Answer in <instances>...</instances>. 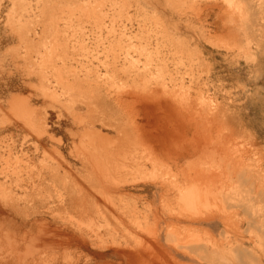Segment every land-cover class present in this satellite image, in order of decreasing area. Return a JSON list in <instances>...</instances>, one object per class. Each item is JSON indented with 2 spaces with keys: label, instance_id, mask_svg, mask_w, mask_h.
Listing matches in <instances>:
<instances>
[{
  "label": "rangeland",
  "instance_id": "obj_1",
  "mask_svg": "<svg viewBox=\"0 0 264 264\" xmlns=\"http://www.w3.org/2000/svg\"><path fill=\"white\" fill-rule=\"evenodd\" d=\"M14 1L0 0V182L4 183V191L7 192V196L10 195L11 198H8L13 201L7 202L8 198L4 200L6 197H3L0 201V226H2L0 227V231H2V233L0 232V249L2 247L0 253L3 252L2 256L0 254V264H44V262H46L45 264H264V228H262L264 227V0H247V2L246 0H231L230 2L225 0H17L13 3ZM247 4L251 5L252 8ZM235 5L237 8H235ZM46 6L49 13L46 12ZM43 7L45 11L42 9ZM238 8L240 9L238 10ZM42 13L46 16L42 15ZM47 13L49 16H47ZM50 17L51 19H49ZM247 35L250 36L248 37ZM24 39L26 42H24ZM37 40L40 41L38 42ZM144 66L148 68L150 66V68L146 67L144 69ZM166 66L168 67L167 69ZM162 70H164V73ZM148 72L151 74L149 75ZM169 78L170 80H168ZM150 91L155 94L153 93L152 95ZM157 91L160 92L158 93ZM165 91L168 96L164 94ZM123 92L125 95L121 97L120 94ZM198 93L201 94L202 98ZM107 95L109 96L106 97ZM198 98L203 100L198 101ZM209 99L212 101L211 103ZM24 106L32 111L30 118H34L32 119L33 122H39L43 126L42 129L46 131L44 134H39L40 131L36 132L35 128L27 123L28 120L24 119ZM14 107H19L22 110L19 111L18 109V112L23 113V117ZM92 117L93 120H97L95 128L103 136L112 138V140L118 136L115 133L117 132L116 128L119 129L120 127L126 131L124 128L126 126L128 129L126 131L127 134L130 132L129 130H134L131 131L136 134L132 133L133 136H131L132 138L134 137V141L135 139L137 141L141 139L140 143L134 142L128 136L137 145L136 147L134 145V152L141 154L140 150L144 146H149L150 144L153 147L157 146L158 148L154 147L155 154L161 156L160 158L164 161L162 162L163 166L157 165L154 169L156 173L152 171V175H149V172L153 170L149 165H147L149 168L146 166V169H144V173L143 169H140V171L135 169L129 159V161L127 160V163L130 162L129 164H126V159H123L126 167L129 165L128 167L134 168H130L131 170L133 169L134 174L128 167L124 168L125 173H123L121 170L124 171V169L120 167V163H123L121 158V162L119 161L118 165L120 168L117 167V169H120L118 170L120 175L111 167L113 178L115 177L112 179L113 182L111 180L112 177L110 178L112 176L110 168L107 167L106 171L104 170L105 173H110V176H108L109 174L106 175L110 179L103 175L108 180L107 184L106 180H103V176L99 174V171L97 172L95 169L96 167L94 168L93 166L92 168L89 163H87V167H84L85 165L74 153V145H81L79 133L84 127L82 123L80 125L79 120L87 118L91 120ZM103 121H105V125ZM107 121L111 125H118L119 127H113L106 123ZM215 142L221 146H216ZM125 143L123 144L124 147L127 146L129 149L132 146L130 149L133 148V143L131 144L130 142V146ZM212 144L216 149L213 148ZM207 146L210 150L214 149L215 153L213 154L212 152L211 154L210 152L213 150L210 151ZM220 150L221 153H219ZM233 150L236 152L235 156ZM11 153L12 155H10ZM135 153V156H139V154ZM223 154L226 155L221 156ZM209 155H212L210 156L211 158ZM214 155L221 156V158L219 157L220 162L223 160L221 165L217 164L218 170L215 168L214 160L216 163L220 162L216 160L218 158ZM237 155L239 156L237 157ZM212 157H215L213 163ZM119 158L120 156H117L116 160ZM137 159L140 158L136 157ZM229 159L231 161L233 159V162L229 161ZM57 161L59 164L55 163ZM226 161L233 165L227 164ZM167 163L170 164V167H168ZM205 163H209L207 164L210 166L208 169H213L214 165L215 169L211 172L215 173V177L219 174L220 176L218 177H221V181L224 178L226 182L223 181L222 183L219 182L220 179L214 178L213 173L208 172L210 170L206 168L207 165ZM161 167L162 170L159 169ZM166 167L168 168L166 169ZM201 168L205 171L203 172V177L200 173ZM225 168L229 172L231 169L236 170L237 168V170L231 171V173L233 172L231 174L228 171L226 172ZM91 169H95L93 171L95 175L97 174L96 176ZM108 169L110 172L107 171ZM63 170L68 172V178L63 177ZM145 170H149V172ZM37 171L40 172L39 175H35L38 174ZM221 171L223 174L225 172V174H231V176L221 175ZM87 172L88 174L86 175L85 173ZM257 172H261L260 176H257L258 174L255 175ZM114 174L116 175L114 176ZM117 174L120 177H116L118 176ZM122 174L123 176H121ZM177 174L179 176H177L178 182L176 181V185L180 183L179 185L183 187L192 182L189 183L188 178L190 176V180L199 183L202 178L205 180L204 177H208L207 175L209 174H211V177L213 176L214 182L216 181L214 185L218 186V193L225 191V189L221 191V187L219 189L222 184L226 191L233 187L228 194V191H225L226 196L230 193L232 194L227 196L228 200L230 198V202L228 201L227 203L225 201L227 197L224 196L225 199L223 198L222 194L224 195V193H221L223 199L218 197V200H221L217 204L221 205L218 206V204L217 206L221 208L223 200L224 203L226 202L225 204H228L226 205L227 207H224L225 209L227 208L225 211L228 210V212L224 213L223 208H221V210H218L220 212L215 216L207 215L202 217L208 219L207 222L204 221L202 223L196 221L198 219L192 220L177 217L180 209H178L179 205L176 203L178 202L176 194L174 196L176 188L173 189L172 184H169L172 180L170 176ZM182 174L186 175V179ZM157 176L159 178L169 177V179L164 178L165 180L162 182L163 179L159 180ZM192 176L194 178L197 177L196 179L201 178L196 180ZM227 177L232 179L230 181V178H228L229 183L227 182ZM117 178L123 181L120 182L116 180ZM89 180H93L91 182L95 185L90 183ZM154 180L155 183H153ZM16 181L20 184L16 183ZM101 181L104 185L103 188L110 187V190L108 187L104 191L102 189L103 194L108 193L106 196L104 194L106 200L109 197L112 199L114 197L113 200L104 202L105 197L100 193L102 188ZM185 182L187 185H184ZM15 183L16 185H14ZM90 184L94 187L90 186ZM73 185L76 186L74 187ZM98 186L100 189L98 190L97 188L96 193L93 188ZM116 186H123L125 191L120 193V195L115 194L113 187ZM77 187L78 189L76 190ZM86 189H93L94 191L90 190L91 194H89V190L86 191ZM167 189L169 192H166ZM80 192H83L81 193L82 198L81 196L79 197ZM12 193L14 195H11ZM98 193L103 196L101 197L102 199L97 195ZM126 193L127 196H125ZM52 195L55 196L52 197ZM92 195L94 198L90 199ZM239 195L242 196L239 197ZM87 196L89 201L94 199L92 204L87 200ZM163 196H167V198ZM95 197L97 200H95ZM73 198L75 199L73 200ZM78 198L80 199L78 200ZM255 198L257 201L254 200ZM112 201L118 207L120 206L121 210ZM165 201L167 205L169 204L168 208L170 204L175 202L173 203L174 206L171 205V209L174 208L172 212L173 210L176 212L178 209L179 212H176L178 215L175 212L174 214L172 213V216L170 215L171 209L169 208V210L165 206ZM100 202H108V204H101L103 205L102 207L105 206L104 210L106 208L107 211L102 209ZM94 204L98 206L96 205L97 207H95ZM122 204L125 205L123 206ZM76 205L77 207H83L84 210L82 209V211L79 207L76 211ZM177 205L178 208L176 207ZM87 206H90V209H87L88 212L85 209ZM162 207L167 209L163 210ZM116 208L121 212L118 209L116 210ZM122 208L127 213H123L124 210ZM134 208L137 209L135 210ZM229 209L233 215H231ZM90 210L94 211L92 215L89 212ZM168 210L169 212H167ZM99 211H101V214ZM102 211L105 212H103L104 215H102ZM84 212V217H88V221L90 220L91 222L93 219L92 224L95 222L91 226L92 230L89 226L92 224L90 222L88 224L87 220L83 219L82 214ZM111 213L114 218L115 216L117 217V213L120 215L119 217H122H117V222H115L113 216L111 217L112 220L109 218ZM126 214L130 217L132 215L134 218L128 216V219ZM143 214L148 216L145 217ZM71 215L74 219H72ZM98 215L105 221L100 217L98 219ZM105 215H108L107 219ZM228 215L229 218L227 217ZM142 216L146 222L142 220ZM140 217L142 222L139 219ZM76 218L81 221L77 222ZM122 218H125V222ZM108 219H110V222L112 221L111 224ZM118 219L123 222L120 223ZM82 220L83 223L85 222L84 226H86V223L88 224L87 229L83 225V228L79 225ZM136 221L142 224L140 225L141 227L139 224L135 225ZM250 221L252 222L249 224ZM69 222L72 224L70 225ZM19 224L23 225V228ZM102 224L105 227H102ZM167 224L169 226H177L178 236H174L177 234L176 230ZM110 225L113 228L119 226L122 231L125 230L124 236L123 232L120 233L121 229L119 227L115 228L114 232ZM130 225L133 226L131 227ZM18 226L20 228L17 229ZM106 226L111 229L108 230ZM138 226L141 229L140 231ZM181 227L184 228V231L187 228L186 232H183ZM191 228L192 230L194 229V232L190 231L192 234L189 232ZM142 229L143 231L147 230L143 232ZM221 229L222 232L224 231L223 234L220 232ZM92 231L97 235L94 234L93 237ZM173 231L175 232L174 235L172 234L174 233ZM166 233L173 236L166 235ZM198 233L200 234V239L198 238ZM91 234L92 237L90 238L89 235ZM34 235L39 236H35V238ZM8 236L9 238H7ZM98 236L99 238L97 239ZM203 240L204 243H207L206 245L203 244ZM184 242H188L186 243L188 246ZM115 243H118L117 246H115ZM196 243L199 244L197 245ZM10 244H14L11 246L13 250H9L12 254L8 253L9 251L6 248L8 246L10 248ZM16 246L18 247L17 249ZM201 246L203 249L207 247L208 249L204 250L209 251L205 252L200 248ZM210 246L214 248L216 246L215 250L219 253L216 254L217 252L214 251V248L212 250ZM237 248L240 249L237 250ZM245 248L247 251H245ZM14 249H16L15 252ZM6 251L11 256H6L7 254L4 253ZM200 253L201 255H199ZM244 253L245 256L243 257ZM210 254H212V257H210ZM199 256L203 257L199 258ZM211 258L212 260H210ZM214 260H218V262Z\"/></svg>",
  "mask_w": 264,
  "mask_h": 264
},
{
  "label": "bare ground",
  "instance_id": "obj_2",
  "mask_svg": "<svg viewBox=\"0 0 264 264\" xmlns=\"http://www.w3.org/2000/svg\"><path fill=\"white\" fill-rule=\"evenodd\" d=\"M15 1H17V0H15ZM15 1H14L13 3H15ZM61 1H62V0H61ZM114 1H115V0H114ZM171 1H172V0H171ZM225 1H226V2H230L231 0H225ZM241 1H242V0H241ZM241 1H240V2H241ZM256 1H258V0H256ZM19 2H20V1H19ZM84 2H85V1H84ZM103 2H104V1H103ZM117 2H118V1H117ZM176 2H177V1H176ZM246 2H247V0H246ZM122 3H123V2H122ZM177 3H178V2H177ZM183 3H184V2H183ZM17 4H19V3H17ZM60 4H61V3H60ZM162 4H163V3H162ZM179 4H180V3H179ZM188 4H189V3H188ZM223 4H224V3H223ZM243 4H244V3H243ZM261 4H262V3H261ZM172 5H173V4H172ZM180 5H181V4H180ZM213 5H214V3H213ZM219 5H220V4H219ZM247 5H248V4H247ZM122 6H123V5H122ZM155 6H156V5H155ZM158 6H159V5H158ZM197 6H198V5H197ZM221 6H222V5H221ZM248 6H251V5H248ZM248 6H247V7H248ZM91 7H92V6H91ZM117 7H118V6H117ZM119 7H120V6H119ZM156 7H157V6H156ZM217 7H218V5H217ZM239 7H240V6H239ZM244 7H245V6H244ZM20 8H21V7H20ZM46 8H47V6H46ZM95 8H96V7H95ZM101 8H102V7H101ZM120 8H122V7H120ZM228 8H229V7H228ZM235 8H237L236 5H235ZM249 8H250V7H249ZM251 8H252V6H251ZM262 8H263V7H262ZM42 9L44 10V7H43ZM42 9H41V10H42ZM122 9H123V8H122ZM176 9H177V8H176ZM229 9H230V8H229ZM239 9H240V8H238V10H239ZM246 9H247V8H246ZM50 10H51V8H50ZM222 10H223V9H222ZM248 10H249V9H248ZM15 11H16V10H15ZM44 11H45V10H44ZM98 11H99V10H98ZM193 11H194V10H193ZM229 11H230V10H229ZM236 11H237V9H236ZM241 11H242V10H241ZM42 12H43V11H42ZM46 12H48V8H47V11H46ZM99 12H100V11H99ZM103 12H104V11H103ZM119 12H120V11H119ZM197 12H198V11H197ZM43 13H44V12H43ZM43 13H42V15H44ZM48 13H49V12H48ZM48 13H47V14H48ZM50 13H51V12H50ZM116 13H117V11H116ZM155 13H156V12H155ZM241 13H242V12H241ZM45 14H46V13H45ZM189 15H190V14H189ZM253 15H254V14H253ZM44 16H46V15H44ZM47 16H49V14H48ZM196 16H197V15H196ZM247 16H248V15H247ZM256 16H257V15H256ZM54 17H55V16H54ZM142 17H143V16H142ZM240 17H241V16H240ZM259 17H260V16H259ZM44 18H45V17H44ZM47 18H48V17H47ZM55 18H56V17H55ZM150 18H151V17H150ZM167 18H168V17H167ZM11 19H12V18H11ZM39 19H40V18H39ZM49 19H51V17H50ZM255 19H256V18H255ZM33 20H34V19H33ZM67 20H68V18H67ZM72 20H73V19H72ZM100 20H101V19H100ZM16 21H17V20H16ZM70 21H71V20H70ZM146 21H147V20H146ZM155 21H156V19H155ZM161 21H162V20H161ZM66 22H67V21H66ZM66 22H65V23H66ZM250 22H251V21H250ZM256 22H257V21H256ZM29 23H30V22H29ZM37 23H38V22H37ZM45 23H46V22H45ZM52 23H53V22H52ZM156 23H157V22H156ZM255 24H256V23H255ZM35 25H36V24H35ZM50 25H51V24H50ZM64 25H65V24H64ZM157 25H158V24H157ZM150 26H151V25H150ZM154 26H155V25H154ZM24 27H25V26H24ZM24 27H23V28H24ZM43 27H44V26H43ZM48 27H49V26H48ZM73 27H74V26H73ZM256 27H257V25H256ZM52 28H53V27H52ZM59 28H60V27H59ZM59 28H58V29H59ZM159 28H160V27H159ZM242 28H243V27H242ZM21 29H22V28H21ZM55 29H56V28H55ZM64 29H65V28H64ZM194 29H195V28H194ZM22 30H23V29H22ZM27 30H28V29H27ZM250 30H251V27H250ZM253 30H254V29H253ZM58 31H59V30H58ZM255 31H256V30H255ZM263 31H264V30H263ZM53 32H54V31H53ZM55 32H56V31H55ZM193 32H194V31H193ZM145 33H146V32H145ZM152 33H153V32H152ZM164 33H165V32H164ZM248 33H249V32H248ZM35 34H36V33H35ZM52 34H53V33H52ZM121 34H122V33H121ZM162 34H163V33H162ZM262 34H263V33H262ZM43 35H44V34H43ZM55 35H56V33H55ZM123 35H124V34H123ZM201 35H202V34H201ZM166 36H167V35H166ZM199 36H200V35H199ZM247 36H248V35H247ZM249 36H250V35H249ZM249 36H248V37H249ZM24 37H25V35H24ZM46 38H47V37H46ZM52 38H53V37H52ZM113 38H114V37H113ZM261 38H262V37H261ZM42 39H43V38H42ZM54 39H55V38H54ZM166 40H167V39H166ZM37 41H38V40H37ZM39 41H40V40H39ZM39 41H38V42H39ZM24 42H26L25 39H24ZM161 42H162V41H161ZM249 42H250V41H249ZM31 43H32V42H31ZM26 44H27V43H26ZM177 44H178V43H177ZM29 45H30V44H29ZM29 45H28V46H29ZM36 45H37V44H36ZM30 46H31V45H30ZM182 46H183V45H182ZM36 47H37V46H36ZM72 47H73V46H72ZM109 47H110V46H109ZM32 48H33V47H32ZM27 49H28V47H27ZM174 49H175V48H174ZM180 49H181V48H180ZM180 49H179V50H180ZM195 49H196V48H195ZM35 50H36V49H35ZM185 50H186V49H185ZM37 51L39 52L38 49H37ZM144 51H145V50H144ZM182 51H183V50H182ZM26 52H28V51H26ZM33 52H35V51H33ZM140 52H141V50H140ZM140 52H139V53H140ZM142 52H143V51H142ZM200 52H201V51H200ZM117 53H118V52H117ZM139 53H138V54H139ZM237 53H238V52H237ZM36 54H37V53H36ZM143 54H144V53H143ZM150 54H151V53H150ZM46 55H49V54H46ZM195 55H196V54H195ZM127 56H128V55H127ZM152 56H153V55H152ZM28 57H29V56H28ZM112 57H113V56H112ZM124 57H125V56H124ZM155 57H156V56H155ZM22 58H23V57H22ZM46 58H47V56H46ZM48 58H49V57H48ZM12 59H13V58H12ZM123 59H124V58H123ZM155 59H157V58H155ZM155 59H154V60H155ZM158 59H159V58H158ZM115 60H116V59H115ZM138 60H139V59H138ZM167 60H168V59H167ZM167 60H166V61H167ZM171 60H172V59H171ZM147 61H148V60H147ZM155 61H156V60H155ZM176 61H177V60H176ZM149 62H150V61H149ZM173 62H174V61H173ZM44 63H45V62H44ZM113 63H114V62H113ZM131 63H132V62H131ZM140 63H141V62H140ZM127 64H128V63H127ZM150 64H151V63H150ZM153 64H154V63H153ZM163 64H164V63H163ZM167 64H168V63H167ZM167 64H166V65H167ZM177 64H178V63H177ZM151 65H152V64H151ZM158 65H159V64H158ZM152 66H153V65H152ZM154 66H155V64H154ZM162 66H164V65H162ZM144 67H145V66H144ZM146 67H147V66H146ZM146 67H145L144 69H146ZM199 67H200V66H199ZM139 68H140V67H139ZM147 68H148V67H147ZM149 68H150V66H149ZM149 68H148V69H149ZM158 68H159V67H158ZM158 68H157V69H158ZM163 68H165V67H163ZM167 68H168V67L166 66V69H167ZM171 68H172V67H171ZM54 69H55V68H54ZM57 69H58V68H57ZM166 69H165V70H166ZM38 70H39V69H38ZM135 70H136V69H135ZM141 70H142V69H141ZM150 70H151V69H150ZM190 70H191V69H190ZM56 71H57V70H56ZM145 71H146V70H145ZM147 71H148V70H147ZM154 71H157V70H154ZM162 71H163V73H164V70H162ZM162 71H161V72H162ZM54 72H55V71H54ZM93 72H94V71H93ZM116 72H117V70H116ZM120 72H121V71H120ZM127 72H128V71H127ZM134 72H135V71H134ZM136 72H138V71H136ZM139 72H140V71H139ZM152 72H153V71H152ZM166 72H167V71H166ZM32 73H33V72H32ZM42 73H43V72H42ZM52 73H53V72H52ZM88 73H89V72H88ZM148 73H149V72H148ZM192 73H193V72H192ZM43 74H44V73H43ZM92 74H93V73H92ZM138 74H139V73H138ZM141 74H142V73H141ZM143 74H144V72H143ZM146 74H147V73H146ZM150 74H151V73H149V75H150ZM155 74H156V73H155ZM168 74H169V73H168ZM30 75H31V74H30ZM40 75H42V74H40ZM160 75H161V74H160ZM160 75H158V76H160ZM42 76H44V75H42ZM84 76H85V75H84ZM134 76H135V75H134ZM139 76H140V75H139ZM144 76H145V75H144ZM155 76H156V75H155ZM158 76H157V77H158ZM171 76H172V75H171ZM65 77H66V76H65ZM92 77H93V76H92ZM94 77H95V76H94ZM97 77H98V76H97ZM169 77H170V76H169ZM206 77H207V76H206ZM40 78H42V77H40ZM55 78H57V77H55ZM135 78H136V76H135ZM135 78H134V79H135ZM158 78H159V77H158ZM97 79H98V78H97ZM168 80H170V78H169ZM38 81H39V80H38ZM85 81H86V80H85ZM90 81H91V80H90ZM39 82H40V81H39ZM62 83H63V82H62ZM95 84H96V83H95ZM165 84H166V83H165ZM165 84H164V85H165ZM166 85H167V84H166ZM70 86H71V84H70ZM96 86H97V85H96ZM71 87H72V86H71ZM74 87H75V86H74ZM121 87H122V86H121ZM123 88H124V87H123ZM123 88H122V89H123ZM72 89H73V87H72ZM119 89H120V88H119ZM163 89H164V87H163ZM182 89H183V88H182ZM70 90H71V88H70ZM151 90H152V89H151ZM123 91H124V90H123ZM94 92H95V91H94ZM97 92H98V91H97ZM119 92H120V91H119ZM148 92H149V91H148ZM148 92H147V93H148ZM150 92H151L152 95H153L154 92H153V91H150ZM157 92H158V91H157ZM159 92H160V91H159ZM159 92H158V93H159ZM173 92H175V91H173ZM201 92H202V90H201ZM86 93H87V92H86ZM99 93H100V91H99ZM170 93L172 94V92H170ZM44 94H45V93H44ZM106 94H107V93H106ZM110 94H111V93H110ZM114 94H115V93H114ZM119 94H120V93H119ZM149 94H150V93H149ZM149 94H148V95H149ZM154 94H155V93H154ZM164 94L167 95V92L165 91ZM171 94H170V95H171ZM198 94H199V93H198ZM49 95H50V94H49ZM103 95H104V94H103ZM116 95H117V93H116ZM120 95H121V97H122V96H124L125 94H124V92H123V93H121ZM141 95H142V94H141ZM144 95H145V94H144ZM177 95H178V94H177ZM177 95H175V96H177ZM199 95H200V97H201V94H199ZM46 96H48V95H46ZM108 96H109V95H107L106 97H108ZM154 96H155V95H154ZM164 96H165V95H164ZM167 96H168V95H167ZM172 96H174V95H172ZM185 96H186V95H185ZM202 96H203V95H202ZM86 97H87V96H86ZM115 97H116V96H115ZM186 97H187V96H186ZM186 97H185V98H186ZM196 97H197V96H196ZM203 97H204V96H203ZM179 98H180V96H179ZM188 98H189V97H188ZM201 98H202V97H201ZM78 99H79V98H78ZM91 99H92V98H91ZM111 99H112V98H111ZM118 99H119V97H118ZM183 99H184V98H183ZM183 99H182V100H183ZM210 99H211V98H210ZM210 99H209V100H210ZM97 100H98V99H97ZM120 100H121V99H120ZM172 100H173V99H172ZM182 100H181V101H182ZM199 100H201V99L198 98V101H199ZM202 100H203V99H202ZM202 100H201V101H202ZM77 101H78V100H77ZM80 101H81V100H80ZM84 101H85V100H84ZM88 101H89V100H88ZM88 101H87V103H88ZM115 101H116V100H115ZM118 101H119V100H118ZM178 101H179V100H178ZM198 101H197V102H198ZM207 101H208V100H207ZM207 101H206V102H207ZM211 102H212V101L210 100V103H211ZM73 103H74V102H73ZM73 103H72V104H73ZM82 103H83V102H82ZM207 103H208V102H207ZM201 104H202V103H201ZM204 104H205V103H204ZM204 104H203V105H204ZM86 105H87V104H86ZM86 105H85V106H86ZM89 105H90V104H89ZM205 105H206V104H205ZM184 107H185V106H184ZM3 108H4V107H3ZM89 108H90V107H89ZM208 108H209V107H208ZM14 109L17 110V112H18V109H19V111H22V110H20L19 107H14ZM14 109H12V110H14ZM67 109H69V108H67ZM15 110H14V111H15ZM87 110H88V109H87ZM87 110H86V111H87ZM208 110H209V109H208ZM23 111H24V114H23V113H22V114L24 115V119H27V120H28L27 123H29V125H30L31 127L35 128V131H36V132H37V131H40L39 134H40V133H41V135L44 134V132H46V131H45L44 129H42L43 126H42L39 122H38V123H37V122H33L32 119H34V118H32V119L30 118V115H31L30 113H31L32 111H30V109H28V107H25V106H24V110H23ZM186 111H187V110H186ZM96 112H97V111H96ZM215 112H216V111H215ZM15 113H16V112H15ZM18 113H19V112H18ZM68 113H69V110H68ZM72 113H73V110H72ZM1 114H2V113H1ZM19 114L22 115L21 112H20ZM80 114H81V113H80ZM102 114H103V113H102ZM102 114H99V115H102ZM10 115H11V114H10ZM23 115H22V117H23ZM70 115H71V114H70ZM82 115H83V114H82ZM31 116H32V115H31ZM85 116H86V115H85ZM114 116H115V115H114ZM216 116H217V115H216ZM224 116H225V115H224ZM224 116H223V118H224ZM19 117H20V116H19ZM89 117H91V116H89ZM97 117L99 118V116H97ZM102 117H104V116H102ZM205 117H206V115H205ZM17 118H18V117H17ZM29 118H30V119H29ZM98 118H96V119H98ZM209 118H210V117H209ZM11 119H12V118H11ZM79 119H80V118H79ZM87 119H89V118H87ZM87 119H80V120H79L80 125H81V123H82L83 126H84V127L80 130L81 132L79 133V135H80L79 138L81 139V140H80V139H79V140L81 141V142H80L81 145H80V146H79V145H78V146L74 145V147H73V148H74V151H75L74 153H76V155L78 156V158H79V160L82 162V164L85 165V166H84V165H82V166L87 167L86 165H87V163H89V164L91 165L92 168H93V166H94V168L96 167L95 169L97 170V172L99 171V174H101V176H103V175L106 176V175H108V174H109L108 176H110V173H112V174H111L112 176H110V178L112 177L111 180L115 178V177L113 178V172H112V171L115 169V171H117L118 174L120 175V173H119L120 171H118V170H120V169H117V167H118V168L121 167V168L124 169V168L126 167L125 163H126V164H129V163L131 162V164L133 163V166L135 167V169H138L139 171H140V169H143V170H142L143 172H144V169H146V166L149 165V166L151 167V169H153V170H151V172H149V170H148V171L145 170V171L149 172V175H152V173L155 171L154 169H155V167H157V165H158V166H160V165L163 166V163H162V162H164V161H162V158H160L161 156H159V154H158V155L155 154V149H154V147H156V148H158V147H157V146H154V147H153L152 144H150L149 146L141 145V146H144V148L142 147L143 149L140 150V149L137 148L138 150L141 151V152H140L141 154L138 153L139 156H140V155H141V156L139 157V156H135V155H134V153H135V152H134V149H135V148H134V145H135L134 142L137 141V140L135 139V141H134V137H133V138L131 137V136H133V134H134V133L131 132V131H134V130H129L130 132H129V131H128V132H129L130 134H129V133H128L129 135L127 134L126 131H127L128 129L126 128L125 124H124V126H125L124 128H125L126 131H124L123 129H121L118 125H115V126L119 127V129H117V128L115 129V130H117V132H115V133H117L118 136H116V138L112 140V138H108V137H106V136H103V135L101 134V132H100L98 129L95 128V122H96L97 120H93V117L91 118V120H90V119L87 120ZM99 119H102V118H99ZM99 119H98V120H99ZM204 119H205V118H204ZM215 119H216V118H215ZM224 119H225V118H224ZM103 120H104V119H103ZM20 121H21V120H20ZM23 121H25V120H23ZM126 121H127V120H126ZM216 121H217V120H216ZM216 121H215V122H216ZM99 122H100V120H99ZM104 122H105V121H103V123H104ZM114 122H115V121H114ZM36 123H37V124H36ZM42 123H43V122H42ZM106 123L110 124L108 121H107ZM108 124H107V125H108ZM117 124H118V123H117ZM104 125H105V123H104ZM110 125H111V124H110ZM119 125H121V124H119ZM122 125H123V124H122ZM127 125H128V124H127ZM129 125H130V124H129ZM111 126L115 127L114 125H111ZM228 126H229V125H228ZM29 128H30V127H29ZM223 128H224V127H223ZM227 128H228V127H227ZM132 129H133V127H132ZM220 129H221V128H220ZM224 129H226V128H224ZM229 129H230V128H229ZM146 131H147V130H146ZM225 131H226V130H225ZM142 132H143V131H142ZM223 132H224V131H223ZM229 132H230V131H229ZM32 133H33V131H32ZM132 133H133V134H132ZM225 133H226V132H225ZM225 133H224V134H225ZM77 134H78V133H77ZM77 134H76V135H77ZM117 134H116V135H117ZM119 134H120V135H119ZM131 134H132V135H131ZM140 134H141V133H140ZM222 134H223V133H222ZM69 135H70V134H69ZM134 135H136V134H134ZM231 135H232V134H231ZM23 136H24V134H23ZM77 136H78V135H77ZM128 136H129L134 142H133ZM141 136H142V135H141ZM232 136H233V135H232ZM25 137H27V136H25ZM114 137H115V136H114ZM225 137H226V136H225ZM225 137H224V138H225ZM240 137H241V136H240ZM22 138H23V137H22ZM220 138H221V137H220ZM222 138H223V137H222ZM230 138H231V137H230ZM237 138H238V137H237ZM243 138H244V137H243ZM228 139H229V137H228ZM231 139H232V138H231ZM138 140H139V141H137V142L140 143V140H141V139H138ZM222 140H223V139H222ZM229 140H230V139H229ZM143 141H144V140H143ZM148 141H150V140H148ZM148 141H147V143H148ZM217 141H218V140H217ZM220 141H221V140H220ZM238 141H239V140H238ZM125 142L128 143V144H129L130 142H131V144L133 143V148L130 149V147H132V146H130L131 144H129L130 147L128 146L130 150L127 148V146L124 147L123 144H124ZM150 142H152V141H150ZM218 142H219V141H218ZM231 142H232V141H231ZM34 143H35V142H34ZM126 143H125V144H126ZM208 143H209V142H208ZM72 144H73V142H72ZM76 144H77V143H76ZM128 144H127V145H128ZM148 144H149V143H148ZM222 144H223V143H222ZM224 144H225V142H224ZM239 144H240V143H239ZM249 144H250V143H249ZM154 145H155V144H154ZM206 145H207V144H206ZM215 145H216V146H219L220 144L217 145L216 142H215ZM225 145H226V144H225ZM227 145H228V144H227ZM136 146H137V145H135V147H136ZM138 146H140V145L138 144ZM212 146H213V144H212ZM212 146H211V148H212ZM220 146H221V145H220ZM35 147H36V146H35ZM46 147H47V146H46ZM207 147H208V146H207ZM227 147H228V146H227ZM230 147H231V146H230ZM8 148H9V147H8ZM37 148H38V147H37ZM48 148H49V147H48ZM124 148H125V149H124ZM204 148H205V147H204ZM213 148H214V146H213ZM228 148H229V147H228ZM232 148H233V145H232ZM252 148H253V147H252ZM137 149H136V150H137ZM208 149H209V147H208ZM214 149H216V148H214ZM214 149H211V150H213V151H211V150L209 149V150L211 151V152H210L211 154H212V152H213V154L215 153V152H214ZM235 149H236V147H235ZM58 150H59V149H58ZM138 150H137V151H138ZM193 150H194V149H193ZM205 150H206V149H205ZM228 150H229V149H228ZM228 150H227V151H228ZM246 150H247V149H246ZM194 151H195V150H194ZM248 151H249V150H248ZM208 152H209V151H208ZM217 152H218V150H217ZM233 152H234V150H233ZM238 152H239V151H238ZM238 152H237V154H238ZM242 152H243V151H242ZM56 153H57V152H56ZM158 153H159V152H158ZM205 153H206V152H205ZM219 153H221V150H220ZM228 153H229V152H228ZM254 153H255V152H254ZM135 154H137V153H135ZM138 154H137V155H138ZM160 154H161V153H160ZM208 154H209V153H208ZM216 154H217V153H216ZM216 154H215V155H216ZM233 154H234V156H235L236 152H234ZM1 155H2V154H1ZM10 155H12V153H11ZM24 155H25V153H24ZM24 155H23V156H24ZM61 155H62V154H61ZM165 155L167 156V154H165ZM206 155H207V154H206ZM215 155H214V156H215ZM218 155H219V154H218ZM225 155H226V154H225ZM225 155L223 154V155H221V156H225ZM263 155H264V154H263ZM44 156H45V155H44ZM58 156H60V155H58ZM117 156H120V158L117 159L118 161L116 160ZM168 156H169V155H168ZM175 156H176V155H175ZM210 156H212V155H209V157H210ZM221 156H215L216 158H218V159H216V160H217V161L219 160V162H220V158H221ZM238 156H239V155H237V157H238ZM47 157L49 158V156H47ZM74 157L76 158V156H74ZM136 157H138V158H140V159H137V160H136ZM215 157H214V158H215ZM219 157H220V158H219ZM252 157H253V156H252ZM254 157H255V156H254ZM10 158H11V157H10ZM14 158H15V157H14ZM36 158H37V157H36ZM121 158H122V160H123V159H124V160L126 159V162L124 163V160H123V161H122L123 163L121 164V163H120V162H121V161H120ZM210 158H211V157H210ZM212 158H213V157H212ZM214 158L212 159V163H213ZM223 158H224V157H223ZM223 158H222V159H223ZM225 158H226V157H225ZM11 159H12V158H11ZM20 159H21V158H20ZM30 159H31V158H30ZM62 159H64V158H62ZM128 159L130 160L129 163H127V160H128ZM165 159H166V158H165ZM168 159H169V158H168ZM207 159H209V158H207ZM243 159H244V158H243ZM43 160H44V159H43ZM57 160H58V159H57ZM129 160H128V161H129ZM210 160H211V159H210ZM248 160H249V159H248ZM3 161H4V160H3ZM6 161H7V160H6ZM9 161H10V159H9ZM25 161H26V160H25ZM80 161H79V162H80ZM119 161H120V162H119ZM167 161H169V160H167ZM171 161H172V160H171ZM222 161H223V160H222ZM222 161H221V162H222ZM229 161H231V160L229 159ZM229 161H228V162H229ZM234 161H235V159H234ZM236 161H237V160H236ZM43 162H44V161H43ZM45 162H46V160H45ZM62 162H65V161H62ZM221 162H220V163H216L215 160H214V165H216V167L211 163V165H213L212 168H213V169L217 168L216 170H218L219 167H217V164L221 165ZM228 162L226 161L227 164H231V163H228ZM231 162H233V159H232ZM23 163H24V162H23ZM55 163L57 164L58 161L55 162ZM119 163H120V165H121L120 167L118 166ZM187 163H188V162H187ZM215 163H216V164H215ZM58 164H59V163H58ZM68 164H69V163H68ZM131 164H130V165H131ZM167 164H168V163H167ZM172 164H173V163H172ZM207 164H209V163H205V165H207ZM223 164H224V163H223ZM227 164H226V165H227ZM235 164H236V163H235ZM90 165H89V166H90ZM138 165H139L140 167H139ZM168 165H169V166H168ZM168 165H167V166L170 167V164H168ZM186 165H188V164H186ZM200 165H201V164H200ZM202 165H203V164H202ZM219 165H218V166H219ZM231 165H233V164H231ZM231 165H230V166H231ZM244 165H245V164H244ZM247 165H248V164H247ZM247 165H246V166H247ZM251 165H252V164H251ZM12 166H13V165H12ZM43 166H44V164H43ZM52 166H53V165H52ZM57 166H58V165H57ZM128 166H129V165H127V167H128ZM137 166H138V167H137ZM164 166H165V165H164ZM236 166H237V165H236ZM34 167H35V166H34ZM41 167H42V166H41ZM46 167H47V166H46ZM49 167H50V166H49ZM84 167H83V168H84ZM107 167L110 168V171L112 170V168H113V170L110 172L109 169H108L107 171H109L110 173H108V172L105 173L104 170L106 171V168H107ZM111 167H112V168H111ZM115 167H116V168H115ZM127 167H126V168H127ZM147 167H148V166H147ZM168 167H166V169H167ZM188 167H189V166H188ZM203 167H205V166L203 165ZM208 167H210V166L207 165L206 168L208 169ZM214 167H215V168H214ZM220 167H221V166H220ZM227 167H228V166H227ZM231 167H232V166H231ZM252 167H253V166H252ZM54 168H55V165H54ZM81 168H82V167H81ZM128 168H129V170H131L130 168H133V167L130 166V167H128ZM148 168H149V167H148ZM175 168H176V167H175ZM195 168H196V167H195ZM206 168H205V169H206ZM221 168H222V167H221ZM234 168H235V167H234ZM243 168H244V167H243ZM12 169H13V168H12ZM26 169H27V168H26ZM26 169H25V170H26ZM34 169H35V168H34ZM37 169H38V168H37ZM64 169H65V168H64ZM68 169H69V168H68ZM95 169H91V170H92V171H93V170L95 171ZM98 169H99V170H98ZM133 169H134V168H133ZM133 169L131 170L132 173H133ZM159 169L162 170V167L159 168ZM163 169H164V167H163ZM176 169H177V168H176ZM176 169H175V170H176ZM201 169H202V170H201ZM201 169H200V170H201L200 173L202 174V177H203V172H205V171H203V168H201ZM213 169H208V170H210V171H208V172H211ZM230 169H231V168H230ZM248 169H249V168H248ZM2 170H3V169H2ZM4 170H5V169H4ZM10 170H11V169H10ZM41 170H42V169H41ZM58 170H59V169H58ZM87 170H88V169H87ZM91 170H90V171H91ZM171 170H172V166H171ZM225 170H226V168H225ZM236 170H237V168H236ZM236 170H232V169H231V171H236ZM254 170H255V169H254ZM260 170H261V169H260ZM260 170H259V171H260ZM7 171H8V169H7ZM12 171H13V170H12ZM18 171H19V170H18ZM63 171H64V170H63ZM67 171H68V170H67ZM94 171H93V173H94ZM121 171H122L123 173H125V169H124V171H123V170H121ZM142 171H141V172H142ZM152 171H153V172H152ZM156 171H157V169H156ZM158 171H159V170H158ZM164 171H165V170H164ZM169 171H170V169H169ZM214 171H215V170H214ZM227 171H228V170H226V172H227ZM231 171H230V172L228 171V172L231 173ZM243 171H244V169H243ZM243 171H242V172H243ZM256 171H258V170H256ZM261 171H263V170H261ZM4 172H5V171H4ZM10 172H11V171H10ZM34 172H35V170H34ZM37 172H38V171H37ZM52 172H53V171H52ZM127 172H130V171H127ZM127 172H126V173H127ZM141 172H140V173H141ZM159 172H160V171H159ZM172 172H173V171H172ZM177 172H178V170H177ZM179 172H180V171H179ZM206 172H207V171H206ZM221 172H222V171H221ZM252 172H253V171H252ZM252 172H251V173H252ZM13 173H14V172H13ZM39 173H40V172H38V174H35V175H39ZM114 173H116V172H114ZM136 173H137V172H136ZM144 173H145V172H144ZM154 173H156V172H154ZM166 173H167V172H166ZM166 173H165V174H166ZM174 173H175V172H174ZM174 173H173V174H174ZM200 173H198V174H200ZM212 173H213V172H211V174H212ZM217 173H219V172L217 171ZM232 173H233V172H232ZM232 173H231V174H232ZM234 173H235V172H234ZM243 173H244V172H243ZM3 174H4V173H3ZM15 174H16V173H15ZM85 174L87 175L88 172L85 173ZM118 174H117V175H118ZM133 174H134V173H133ZM137 174H138V173H137ZM141 174H143V173H141ZM141 174H140V175H141ZM147 174H148V173H147ZM157 174H158V173H157ZM162 174H163V173H162ZM171 174H172V173H171ZM196 174H197V172H196ZM207 174H208V173H207ZM211 174L207 175L208 177H204L205 180H203V178H202L203 182H202V180H201V182H199V181H200V180H199V181H198L199 183H196V182H193V180H190L191 176H190V178H188V176L191 175V174H189V175L187 176V178L189 179V183H190L191 181H192V182H191L190 184H188V185H187L186 182H185L184 185H187V186H184V187L181 186V185H179L180 183H179L178 185H176V181H177V179H178L177 176H179L178 174H177V175H172V176H170V178L172 177V180H171V183H169V181H168V183H169V184H172L173 189L176 188V191H177V192H176V191L174 192V196H175V194H176V197H177V200H178V202H176V203L179 205V208H178V205H177L176 207H177L178 209H180V210H179L180 212H179L178 209L176 208V209H177L176 212H177V213L179 212V213H178L179 216H177V217H181V218L183 217V218H187V219L189 218V219H192V220L198 219V220H196V221L202 223V222H204V221H206V222L208 221V219H205V218H202V217H205V216H207V215L215 216L218 212H220V211H218V210H221V208H223L222 210L224 211V213H225V212H228V210L225 211L227 208L225 209L224 207H227L226 205H228V204H225V203H226V202L228 203V201L230 200V198H229V200H228V197H227V196H230V195H232V194L230 193L229 195L226 196V192H227L228 190L226 191V188H225L224 186H223L224 188L222 187V185H223V184H222L223 181L226 182V180H224V178L222 177L223 179H222V181H221V177H220V178L218 177V176H220V175L218 174L217 177H215L216 175H215V173H213V176L215 175L214 178H216V179L218 178V180L220 179L219 182H222V183H221L222 185L219 186V189H220V187H221V191H222V189H225V191H226V192L224 191V192H221V193H224V195L222 194V196H223V198H224V196H226V197H227V198H226L227 200L224 198L226 202L224 203V201L222 200V202H223V203H222V206H223V207L221 206V208H219L218 206L221 205V204H219L221 199H220V200H218V199H219V198H222V196H221V193H218V192H219V190L217 189L218 186H215V185H214V183H216V181L214 182V180H213V178H212L213 176H212V177L210 176ZM220 174L222 175L223 172L220 173ZM231 174H230V175H227V174H225V172H224L223 175L231 176ZM257 174H258V175H257ZM259 174H261V172H260V173H259V172L255 173V175H257V176H260ZM1 175H2V174H1ZM35 175H34V176H35ZM89 175H91V174H89ZM89 175H88V177H90ZM94 175H95V173H94ZM96 175H97V174H96ZM96 175H95V176H96ZM115 175H116V174H114V176H115ZM119 175L116 176V177H120ZM129 175H130V174H129ZM135 175H136V174H135ZM149 175H148V176H149ZM160 175H161V174H160ZM160 175H159V176H160ZM163 175H164V174H163ZM166 175H167V174H166ZM193 175H195V174H193ZM4 176H5V175H4ZM67 176H68V172H65V171H64V176H63V177H64V178H68L69 176H68V177H67ZM73 176H76V175H73ZM77 176H78V175H77ZM77 176H76V177H77ZM95 176H94V177H95ZM104 176H103V178H104ZM108 176H106V177L109 178ZM121 176H123V174H122ZM131 176H132V175H131ZM154 176H156V175H154ZM159 176H157V177L159 178ZM164 176H165V175H164ZM182 176H184V178H185L186 175H183V174H182ZM199 176H200V175H199ZM204 176H205V175H204ZM234 176H235V175H234ZM241 176H243V175H241ZM241 176H240V177H241ZM252 176L254 177V175H252ZM252 176H251V177H252ZM16 177H17V176H16ZM30 177H31V176H30ZM43 177H44V176H43ZM76 177H74V178H76ZM83 177H84V176H83ZM157 177H156V178H157ZM237 177H238V176H237ZM245 177H246V176H245ZM33 178H34V177H33ZM70 178H71V177H70ZM79 178H80V177H79ZM85 178H86V176H85ZM95 178H96V177H95ZM110 178H109V179H110ZM123 178H124V177H123ZM132 178H133V177H132ZM152 178H153V177H152ZM164 178H165V177H164ZM164 178L161 177V178H159V180H160V179H163V180H162V182H163L167 177H166L165 179H164ZM181 178H182V177H181ZM184 178H183V179H184ZM192 178H193V179H196L197 177L194 178V177L192 176ZM199 178H201V177H199ZM199 178H198V179H199ZM228 178H230V177H227V182L229 181ZM246 178H247V177H246ZM249 178H250V177H249ZM249 178H248V179H249ZM3 179H4V178H3ZM39 179H40V178H39ZM72 179H73V177H72ZM72 179H71V180H72ZM89 179H90V178H89ZM92 179H93V178H92ZM99 179H102V178H99ZM133 179H134V178H133ZM133 179H132V180H133ZM145 179H146V178H145ZM167 179H169V177H168ZM185 179H186V178H185ZM185 179H184V180H185ZM198 179H196V180H198ZM216 179H215V180H216ZM225 179H226V178H225ZM244 179H245V178H244ZM13 180H14V179H13ZM78 180H79V179H78ZM78 180H77V181H78ZM82 180H83V179H82ZM85 180H86V179H85ZM87 180H88V179H87ZM96 180H97V178H96ZM103 180H106V179L104 178ZM116 180H119V179L117 178ZM116 180H114V181H116ZM150 180H151V179H150ZM231 180H232V179L230 178V181H231ZM236 180H238V179H236ZM241 180H242V179H241ZM257 180H258V178H257ZM17 181H18V180H17ZM17 181H16V183H19V182H17ZM21 181H22V180H21ZM89 181H90V180H89ZM91 181H93V180H91ZM91 181H90V183H92ZM99 181H100V180H99ZM107 181H108V180H106V183H107ZM109 181H110V180H109ZM119 181H120V180H119ZM122 181H123V180H122ZM122 181H120V182H122ZM130 181H131V180H130ZM157 181H158V180H157ZM157 181H156V182H157ZM172 181H173V183H172ZM185 181H186V180H185ZM204 181H205V182H204ZM230 181H229V182H230ZM6 182H7V181H6ZM13 182H14V181H13ZM55 182H56V181H55ZM69 182H70V181H69ZM83 182H85V181H83ZM94 182H95V181H94ZM103 182H104V181H103ZM112 182H113V180H112ZM177 182H178V181H177ZM229 182H228V183H229ZM234 182H235V181H234ZM236 182H237V181H236ZM251 182H252V181H251ZM263 182H264V181H263ZM16 183H15L14 185H16ZM32 183H33V182H32ZM34 183H35V182H34ZM56 183H57V182H56ZM96 183H97V182H96ZM100 183H102V181H101ZM104 183H105V182H104ZM134 183H135V182H134ZM153 183H155V180H154ZM160 183H161V181H160ZM237 183H238V182H237ZM237 183H236V185H237ZM8 184H9V183H8ZM8 184H7V185H8ZM19 184H20V183H19ZM61 184H62V183H61ZM78 184H79V183H78ZM78 184H76V185H78ZM85 184H86V183H85ZM87 184H88V183H87ZM92 184H94V183H92ZM107 184H108V183H107ZM107 184H105V185L107 186ZM113 184H114V183H113ZM116 184L119 185L118 183H116ZM120 184H121V183H120ZM124 184H125V183H124ZM164 184H165V182H164ZM226 184H227V183H226ZM246 184H247V182H246ZM246 184H245V185H246ZM258 184H259V183H258ZM46 185H47V184H46ZM76 185H75V186H76ZM94 185H95V184H94ZM101 185H102V186H101ZM101 185H100V186L102 187L101 189H100L99 186L96 187V188H93V189H95V192H96L97 188H98V190L100 189V190H101L100 193H102V195L104 196L105 193L103 194V191H104L105 188H107V187H108V189L110 190V187L107 186V187L103 188V186H104L103 183H102ZM109 185H110V184H109ZM130 185H131V184H130ZM216 185H219V184H216ZM233 185H234V184H233ZM245 185H244V186H245ZM250 185H251V184H250ZM3 186H4V183H3V182H0V201L3 199V197H4V198L6 197L4 200H6L8 197H10V195L7 196V192L4 191ZM32 186H33V185H32ZM73 186H74V185H73ZM75 186H74V187H75ZM87 186H88V185H87ZM90 186L94 187V186L91 185V184H90ZM142 186H145V185H142ZM161 186H162V185H161ZM166 186H167V184H166ZM169 186H170V185H169ZM169 186H168V187H169ZM248 186H249V185H248ZM252 186H253V182H252ZM263 186H264V185H263ZM9 187H10V186H9ZM9 187H8V188H9ZM18 187H19V186H18ZM25 187H26V186H25ZM38 187H39V186H38ZM42 187H43V186H42ZM78 187H79V186H78ZM78 187L76 188V190L78 189ZM88 187H89V186H88ZM92 187H89V188H92ZM111 187H112V186H111ZM164 187H165V186H164ZM231 187H232V186H231ZM237 187H238V186H237ZM239 187H240V186H239ZM261 187H262V185H261ZM20 188H22V187H20ZM20 188H19V189H20ZM31 188H32V187H31ZM83 188L85 189L84 186H83ZM232 188H233V187H232ZM232 188H230V190H231ZM258 188H259V187H258ZM26 189H27V188H26ZM84 189H83V192H84ZM93 189H90V190H93ZM102 189H103V191H102ZM113 189H114L113 191L115 192V194H118V195H120V193H122L123 191H125L124 188H123V186H116V187H113ZM173 189H172V190H173ZM239 189H240V188H239ZM252 189H253V188H252ZM22 190H23V189H22ZM42 190H43V189H42ZM88 190H89V189H86V191H88ZM90 190L88 191L89 194H91V193H90V192H91ZM165 190H166V189H165ZM230 190L227 192V194H228L229 192H231ZM233 190H234V189H233ZM237 190H238V189H237ZM244 190H245V189H244ZM253 190H254V189H253ZM26 191H27V190H26ZM61 191H62V190H61ZM71 191H72V190H71ZM79 191H81V190H79ZM93 191H94V190H93ZM106 191H107V190H106ZM173 191H174V190H173ZM173 191H172V193H173ZM256 191H257V190H256ZM42 192H43V191H42ZM44 192H45V191H44ZM76 192H77V191H76ZM83 192H80L79 197L81 196V193H83ZM98 192H99V191H98ZM108 192H109V191H108ZM116 192H117V193H116ZM166 192H169L168 189H167ZM69 193H70V192H69ZM96 193H97V192H96ZM110 193H111V192H110ZM172 193H170V194H172ZM232 193H233V191H232ZM245 193H246V191H245ZM40 194H41V193H40ZM53 194H54V193H53ZM70 194H71V193H70ZM78 194H79V193H78ZM78 194H77V195H78ZM93 194H94V193H93ZM107 194H108V193H106L105 196H106ZM111 194H114V193L112 192ZM115 194H114V195H115ZM123 194H124V193H123ZM168 194H169V193H168ZM238 194H239V193H238ZM246 194H247V193H246ZM246 194H245V195H246ZM249 194H250V193H249ZM256 194H257V193H256ZM262 194H263V191H262ZM11 195H14V194L12 193ZM22 195H23V194H22ZM50 195H51V194H50ZM72 195H73V194H72ZM77 195H75V196H77ZM97 195L100 196L99 193H98ZM166 195H167V194H166ZM219 195H220L221 197H220ZM32 196H33V195H32ZM41 196H42V195H41ZM54 196H55V195H54ZM54 196L52 195V197H54ZM58 196H59V195H58ZM68 196H69V195H68ZM83 196H84V195H83ZM88 196H89V195H88ZM88 196H87V200H88ZM103 196H100V199H102L101 197H103ZM105 196H104V197H105ZM109 196H110V194H109ZM116 196H117V195H116ZM125 196H127V193H126ZM128 196L130 197V195H128ZM171 196H172V195H171ZM174 196H172V197H174ZM241 196H242V195H241ZM241 196L239 195V197H241ZM259 196H260V195H259ZM261 196H262V195H261ZM21 197H22V196H21ZM37 197H38V195H37ZM48 197H49V196H48ZM60 197H61V196H60ZM62 197H64V196H62ZM90 197H91V196H90ZM107 197H108V196H107ZM118 197H119V196H118ZM122 197H123V196H122ZM122 197H121V198H122ZM163 197H165V196H163ZM176 197H175V198H176ZM218 197H219V198H218ZM232 197H233V196H232ZM252 197H253V196H252ZM10 198H11V197H10ZM68 198H69V197H68ZM81 198H82V196H81ZM84 198H85V196H84ZM92 198H94L93 195H92V197H91L90 199H92ZM97 198H98V197H97ZM119 198H120V197H119ZM125 198H126V197H125ZM125 198H123V199H125ZM165 198H167V196H166ZM223 198H222V199H223ZM256 198H258V197L256 196ZM256 198L254 199L255 201H257ZM14 199H15V198H14ZM49 199H50V197H49ZM52 199H53V198H52ZM57 199H59V198H57ZM63 199H64V198H63ZM74 199H75V198H73V200H74ZM79 199H80V198H78V200H79ZM104 199H105L104 202L107 201V200H110V201H111V200L114 199V197H113V199H112L111 197H109L107 200H106V197H105ZM117 199H118V198H117ZM129 199H131V198H129ZM132 199H133V198H132ZM163 199H164V198H163ZM163 199H162V201L165 200V199H164V200H163ZM10 200H11V199L8 198V200H6V201L8 202V201H10ZM71 200H72V198H71ZM78 200H76V201H78ZM85 200H86V198H85ZM95 200H97L96 197H95ZM168 200H170V199H168ZM174 200H176V199H174ZM60 201H61V200H60ZM88 201H89V200H88ZM88 201H87V202H88ZM92 201H94V199H93ZM92 201H89V202H91V204H92ZM115 201H117V200H115ZM145 201H146V200H145ZM162 201H161V203H163ZM172 201H173V200H172ZM218 201H219V203H218L219 205L217 204ZM234 201H235V200H234ZM239 201H240V200H239ZM11 202H13V201L11 200ZM42 202H43V201H42ZM61 202H63V201H61ZM72 202H74V201H72ZM72 202H71V203H72ZM102 202H103V200H102ZM112 202L114 203V201H112ZM112 202H109V203H112ZM133 202H134V201H133ZM139 202H140V201H139ZM165 202H166V201H165ZM229 202H230V201H229ZM242 202H244V201H242ZM0 203H1V202H0ZM80 203H81V202H80ZM80 203H79V204H80ZM97 203H99V202H97ZM106 203L108 204V202H106ZM106 203H101V202H100V206L102 207L103 205H101V204H106ZM127 203H128V202H127ZM173 203H175V202H173ZM173 203L170 204V207H169L170 209H171V205H173ZM231 203H232V202H231ZM237 203H239V202H237ZM240 203H241V202H240ZM260 203H261V202H260ZM9 204H10V203H9ZM58 204H59V202H58ZM72 204H73V203H72ZM114 204H115V203H114ZM118 204H119V203H118ZM142 204H143V203H142ZM146 204H147V203H146ZM224 204H225V206H224ZM262 204H263V203H262ZM262 204H261V205H262ZM1 205H2V204H1ZM48 205H49V204H48ZM73 205H74V204H73ZM77 205H78V204H77ZM77 205H76V207H75L76 211H77V209L80 207V206L77 207ZM80 205H81V204H80ZM85 205H86V204H85ZM87 205H88V203H87ZM94 205H95V204H94ZM96 205H97V204H96ZM96 205H95V207L98 206V205H97V206H96ZM115 205H116V204H115ZM122 205H123V204H122ZM122 205H121V206H122ZM124 205H125V204H124ZM124 205H123V206H124ZM133 205H134V204H133ZM133 205H132V206H133ZM161 205H162V204H161ZM168 205H169V204H168ZM168 205H167V202H166V203H165V206H166L167 208H168ZM175 205H176V204H175ZM217 205H218V206H217ZM229 205H230V204H229ZM234 205H236V204H234ZM3 206H4V205H3ZM10 206H11V205H10ZM90 206H91V205H90ZM90 206H89V207H90ZM100 206H99V207H100ZM113 206H114V205H113ZM116 206H117V205H116ZM116 206H115V207H116ZM130 206H131V205H130ZM134 206H135V205H134ZM144 206H146V205L144 204ZM173 206H174V205H173ZM242 206H243V205H242ZM47 207H48V206H47ZM49 207H50V206H49ZM58 207H59V205H58ZM89 207L87 206V208H85V209L87 210ZM92 207H93V205H92ZM92 207H91V208H92ZM95 207H94V208H95ZM104 207H105V206H104ZM104 207H102L103 210H104ZM110 207H111V206H110ZM117 207H118V206H117ZM119 207H120V206H119ZM119 207H118V208H119ZM136 207H137V206H136ZM148 207L150 208L149 204H148ZM262 207H263V206H262ZM6 208H7V207H6ZM62 208H63V207H62ZM64 208H65V207H64ZM80 208H81V210L83 209V207H80ZM118 208H116V210H117ZM125 208H127V207H125ZM146 208H147V207H146ZM162 208H163V207H162ZM167 208H163V210H166ZM169 208H168V209H169ZM4 209H5V208H4ZM17 209H18V208H17ZM71 209H72V208H71ZM89 209H90V208H89ZM89 209H88V210H89ZM92 209H93V208H92ZM95 209H97V208H95ZM95 209H94V211H95V213L97 214V212H96ZM111 209H112V207H111ZM119 209H120V208H119ZM119 209H118V210H119ZM122 209H123V208H122ZM134 209L136 210L137 208H134ZM144 209H145V208H144ZM170 209H169V210H170ZM172 209H174V208H172ZM172 209H171V212H170V215H171V216H172V213L174 214V212H175V210H173V212H172ZM230 209H231V208H230ZM230 209H229V211H230ZM242 209H244V208H242ZM63 210H64V209H63ZM63 210H62V212H63ZM81 210H80V211H81ZM83 210H84V209H83ZM83 210H82V211H83ZM88 210H87V212H88ZM97 210H98V209H97ZM99 210H100V209H99ZM113 210H114V208H113ZM116 210H115V211H116ZM120 210H121V209H120ZM120 210H119V211H120ZM123 210H124L123 213H124V212L127 213L125 209H123ZM169 210H168L167 212H169ZM9 211H10V210H9ZM94 211H93V212H94ZM104 211H107L106 208H105ZM104 211H102V215H104V214H103ZM119 211H118V212H119ZM130 211L132 212V210H130ZM143 211H144V210H143ZM223 211H222V212H223ZM236 211H237V210H236ZM1 212H2V210H1ZM64 212H65V210H64ZM89 212H91V215H92V213H93L92 210H90ZM112 212H113V211H112ZM120 212H121V211H120ZM136 212H137V211H136ZM176 212H175V213H176ZM230 212H231V211H230ZM243 212H244V211H243ZM55 213H56V212H55ZM70 213H71V210H70ZM99 213L101 214V211H99ZM104 213H105V212H104ZM108 213H109V211H108ZM113 213H114V212H113ZM123 213H119V214H123ZM177 213H176V215H178ZM224 213H223V214H224ZM258 213H259V212H258ZM53 214H54V213H53ZM62 214H63V213H62ZM81 214H82V213H81ZM81 214H80V215H81ZM86 214H87V213H86ZM114 214H115V213H114ZM137 214H138V213H137ZM139 214H140V213H139ZM146 214H148V213L146 212ZM219 214H220V213H219ZM226 214H227V213H226ZM228 214H229V213H228ZM236 214H237V213H236ZM245 214L247 215V213H245ZM245 214H244V215H245ZM0 215H1V214H0ZM63 215H64V214H63ZM63 215H62V216H63ZM80 215H79V217H80ZM82 215H83V219H84V218H85V217H84V216H85V212H84V214H82ZM88 215H89V213H88ZM126 215H127V214H126ZM130 215H131V214H130ZM134 215H135V214H134ZM143 215L145 216V214H143ZM168 215H169V213H168ZM229 215H230V214H229ZM229 215L227 216L228 218H229ZM231 215H233L232 212H231ZM261 215H262V214H261ZM58 216H59V215H58ZM68 216H69V215H68ZM71 216H72V215H71ZM71 216H70V217H71ZM109 216H110V215H109ZM112 216H113V215H112V213H111V216H110L109 218L111 219ZM119 216H120V215H118V213H117V217H119ZM124 216H125V215H124ZM124 216H123V217H124ZM128 216H129V215H127L126 218L129 219L130 216H129V217H128ZM140 216H141V215H140ZM147 216H148V215H147ZM147 216H145V217H147ZM149 216H150V215H149ZM173 216H174V215H173ZM249 216H250V215H249ZM249 216H248V217H249ZM259 216H260V215H259ZM90 217H91V216H90ZM96 217H97V216H96ZM99 217L102 218L101 216L98 215L97 218L100 219ZM106 217H108V215H105V218H106ZM117 217L115 216V218H114V216H113V220L115 219V222H117V220H116ZM121 217H122V216H121ZM121 217H119V218H121ZM131 217H133V216L131 215ZM131 217H130V218H131ZM263 217H264V216H263ZM61 218H62V217H61ZM64 218H66V217H64ZM80 218H81V217H80ZM94 218H95V217H94ZM133 218H134V217H133ZM135 218H136V217H135ZM137 218H138V217H137ZM142 218H143L142 220H144V217H143V216H142ZM200 218H202V219H200ZM250 218H251V217H250ZM3 219H4V218H3ZM68 219H69V218H68ZM72 219H74L73 216H72ZM87 219H88V217L85 218V220H87ZM95 219H96V218H95ZM102 219H103V218H102ZM106 219H107V218H106ZM110 219H108L109 222H110ZM122 219H123V221H124L125 218H122ZM128 219H127V221H128ZM139 219H140V221L142 222L141 217H140ZM248 219H249V218H248ZM261 219H262V218H261ZM263 219H264V218H263ZM66 220H67V219H66ZM77 220H78V221H77ZM79 220H80V219H77V218H76V221H77V222H79ZM92 220H93V219H92ZM92 220H91V222H90V220H89V221L87 220L86 222H87V223L90 222V223L92 224V222L94 221V220H93V221H92ZM103 220H104V219H103ZM111 220H112V219H111ZM119 220H120V219H118V221H119ZM131 220H132V219H131ZM251 220H252V219H251ZM4 221H5V220H4ZM40 221H41V220H40ZM46 221H47V220H46ZM67 221H68V220H67ZM70 221H72V220H70ZM80 221H81V220H80ZM104 221H105V220H104ZM121 221H122V220H121ZM123 221H122V222H123ZM132 221H134V220H132ZM144 221L146 222V220H144ZM6 222H7V220H6ZM36 222H38V221H36ZM74 222H75V221H74ZM77 222H76V223H77ZM111 222H112V221H111ZM111 222H110V224H111ZM115 222H114V223H115ZM119 222H120V221H119ZM122 222H120V223H122ZM124 222H125V221H124ZM130 222H131V221H130ZM130 222H128V223H130ZM136 222H137V221H136ZM147 222H148V221H147ZM251 222H252V221H250L249 224H250ZM1 223H2V222H1ZM46 223H47V222H46ZM81 223H83V220H82V222H80L79 225L81 226V228L86 227V229H87V226H88L89 223H88V224L86 223V226H84V225H85V222H84L83 224H81ZM94 223H95V222H94ZM94 223H93L92 225H89L90 228H91V230H92V227H91V226H93ZM99 223H100V222H99ZM104 223H105V222H104ZM126 223H127V222H126ZM10 224H11V223H10ZM69 224H70V222H69ZM69 224H68V225H69ZM71 224H72V223H71ZM71 224H70V225H71ZM112 224H113V223H112ZM117 224H119V223H117ZM130 224H131V223H130ZM138 224H139V226L142 225L140 222H139V223L137 222L135 225H138ZM144 224H145V223H144ZM144 224H143V226H144ZM208 224L211 225L210 223H208ZM19 225H20V224H19ZM82 225H83V227H82ZM96 225H98V224H96ZM102 225H103V224H102ZM113 225H116V224H113ZM167 225H168V224H167ZM255 225H256V224H255ZM22 226H23V225H22ZM22 226L20 225V227H22ZM63 226H65V225H63ZM107 226H109V225H107ZM107 226H106V228H108ZM110 226L113 228L112 225H110ZM130 226H131V225H130ZM132 226H133V225H132ZM132 226H131V227H132ZM139 226H138V228H139ZM146 226H147V225H146ZM146 226H145V227H146ZM168 226H169V225H168ZM171 226H172V225H170L169 227H171ZM256 226H257V225H256ZM0 227H2V226H0ZM20 227L18 226L17 229L20 228ZM59 227H60V226H59ZM69 227H70V226H69ZM74 227H75V225H74ZM102 227H105V226L103 225ZM117 227H119V226H116L115 228H117ZM121 227H122V225H121ZM128 227H129V226H128ZM136 227H137V226H136ZM140 227H141V226H140ZM176 227H177V226H176ZM176 227L172 226L171 228H174V229L176 230ZM251 227H252V226H251ZM22 228H23V227H22ZM30 228H31V227H30ZM70 228H71V227H70ZM70 228H69V229H70ZM79 228H80V227H79ZM81 228H80V229H81ZM115 228H113L112 231L115 232ZM134 228H135V227H134ZM138 228H137V229H138ZM181 228H182V227H181ZM181 228H180V229H181ZM192 228H193V227H192ZM192 228H191V230H189V232H190V231L194 232V231H193L194 229L192 230ZM262 228H264V227H262ZM28 229H29V228H28ZM28 229H27V230H28ZM76 229H77V228H76ZM93 229H94V228H93ZM109 229H111V228H108V230H109ZM119 229H121V228L119 227ZM126 229H127V228H126ZM137 229H136V230H137ZM169 229H170V228H169ZM186 229H187V228H186ZM186 229H185V231H184V228H182L183 232H186ZM244 229H245V228H244ZM81 230H82V229H81ZM91 230H90V231H91ZM116 230L118 231V229H116ZM140 230H141V229L139 228V231H140ZM146 230H147V229H146ZM146 230H144V231H146ZM150 230H151V229H150ZM150 230H149V232H150ZM167 230H168V228H167ZM175 230H174V231H175ZM177 230H178V229H177ZM177 230H176V232H177L176 235H174V234H175L174 231H173L174 233H172L175 237L178 236V234H179V231H177ZM252 230H253V229H252ZM86 231H87V230H86ZM90 231H89V232H90ZM93 231H94V230H93ZM93 231H92L91 233L93 234V237H94V234H96V233H93ZM120 231H121L120 233L123 232V236H124V231H125V230L122 231V229H121ZM134 231H135V230H134ZM142 231H143V229H142ZM144 231H143V232H144ZM151 231H152V230H151ZM153 231H154V230H153ZM169 231H171V230H169ZM202 231H204V230H202ZM257 231H258V230H257ZM0 232L2 233V231H0ZM87 232H88V231H87ZM94 232H95V231H94ZM96 232H98V231L96 230ZM103 232H104V231H103ZM108 232H109V231H108ZM137 232H138V230H137ZM154 232H155V231H154ZM192 232H190V234H192ZM220 232H222V229H221ZM223 232H224V231H223ZM223 232H222V234H223ZM254 232H255V231H254ZM9 233H10V232H9ZM116 233H117V232H116ZM120 233H119V234H120ZM167 233H170V232H167ZM167 233H166V235H169V234H167ZM187 233H188V232H187ZM245 233H246V232H245ZM10 234H11V233H10ZM92 234L89 235L90 238L92 237ZM150 234H151V233H150ZM172 234L169 235V236H173ZM184 234H185V233H184ZM198 234H199V233H198ZM201 234H202V233H201ZM260 234H261V233H260ZM2 235H4V234H2ZM12 235H13V234H12ZM58 235H59V234H58ZM96 235H97V234H96ZM96 235H95V236H96ZM98 235H99V234H98ZM115 235H116V234H115ZM219 235H220V234H219ZM23 236H24V235H23ZM35 236H39V235H34V237H35ZM77 236H79V235H77ZM100 236H102V235H100ZM104 236H105V235H104ZM107 236H108V235H107ZM109 236H110V235H109ZM123 236H122V237H123ZM130 236H132V235H130ZM169 236H167V237L169 238ZM190 236H191V235H190ZM190 236H188V237H190ZM196 236H197V235H196ZM204 236H205V235H204ZM207 236H208V235H207ZM42 237H43V236H42ZM89 237L87 236V238H89ZM105 237H106V236H105ZM112 237H113V236H112ZM126 237H127V236H126ZM126 237H125V238H126ZM199 237H200V234H199L198 238H199ZM7 238H9V236H8ZM15 238H16V237H15ZM35 238H36V237H35ZM45 238H46V237H45ZM51 238H52V237H51ZM51 238H50V239H51ZM98 238H99V236L97 237V239H98ZM107 238H108V237H107ZM180 238H181V237H180ZM184 238H186V237H184ZM195 238H196V237H195ZM32 239H33V238H32ZM100 239H101V238H100ZM176 239H177V238H176ZM176 239H175V240H176ZM199 239H200V238H199ZM5 240H6V239H5ZM7 240H8V239H7ZM84 240H86V239H84ZM84 240H83V241H84ZM95 240H96V239H95ZM105 240H106V238H105ZM127 240H128V239H127ZM130 240H131V239H130ZM180 240H181V239H180ZM209 240H210V239H209ZM23 241H24V240H23ZM97 241H99V240H97ZM110 241H111V240H110ZM113 241H114V240H113ZM117 241L119 242V240H117ZM183 241H184V240H183ZM190 241H191V240H190ZM205 241H206V240H205ZM207 241H208V240H207ZM7 242H8V241H7ZM11 242H12V241H11ZM17 242H18V241H17ZM38 242H40V241H38ZM88 242H89V241H88ZM196 242H198V241L196 240ZM199 242H200V241H199ZM215 242H216V241H215ZM8 243H9V242H8ZM42 243H43V242H42ZM55 243H56V241H55ZM95 243H96V242H95ZM104 243H105V242H104ZM171 243H172V242H171ZM175 243H176V242H175ZM184 243L186 244V243H188V242H184ZM211 243H212V241H211ZM213 243H214V241H213ZM5 244H6V243H5ZM35 244H36V243H35ZM96 244H97V243H96ZM106 244H107V243H106ZM108 244H109V243H108ZM115 244H116V243H115ZM117 244H118V243H117ZM117 244H116L115 246H117ZM172 244H173V243H172ZM190 244H191V243H190ZM196 244H197V243H196ZM198 244H199V243H198ZM198 244H197V245H198ZM203 244L206 245L207 243H204V240H203ZM203 244H202V246H203ZM215 244H216V243H215ZM215 244H214V245H215ZM220 244H221V242H220ZM220 244H219V245H220ZM8 245H9V244H8ZM8 245H7V246H8ZM13 245H14V244H12V245L10 244V248H9V246L6 247V248L8 249V251H9L10 249L13 250V248L11 247V246H13ZM44 245H45V242H44ZM173 245H174V244H173ZM181 245H182V244H181ZM197 245H196V246H197ZM251 245H252V243H251ZM34 246H35V245H34ZM38 246H39V245H38ZM42 246H43V245H42ZM47 246H48V244H47ZM50 246H51V245H50ZM90 246H91V245H90ZM96 246H97V245H96ZM112 246H113V245H112ZM186 246H188V245L186 244ZM186 246H185V247H186ZM202 246H201L200 248H202ZM24 247H25V246H24ZM30 247H31V246H30ZM32 247H33V246H32ZM44 247H45V246H44ZM93 247H94V246H93ZM102 247H103V246H102ZM158 247H159V246H158ZM181 247H182V246H181ZM191 247H192V246H191ZM203 247H204V246H203ZM205 247H206V246H205ZM210 247H212V246H210ZM234 247H235V246H234ZM237 247H238V245H237ZM14 248H15V247H14ZM17 248H18V247L16 246V249H17ZM129 248H130V247H129ZM183 248H184V247H183ZM183 248H182V249H183ZM200 248H199V250L201 251ZM213 248H214V247H212V250H213ZM215 248H217V247L215 246ZM215 248H214V251H216ZM243 248H244V247H243ZM16 249H14V252H15ZM19 249H20V248H19ZM184 249H185V248H184ZM188 249L190 250V248H188ZM204 249H208V248L206 247V248H204ZM204 249L202 248V250H204ZM239 249H240V248H237V250H239ZM241 249H242V248H241ZM245 249H246V248H245ZM24 250H25V249H24ZM179 250H180V249H179ZM191 250H193V249H191ZM0 251H2V247H1ZM8 251H6V252H4V253L7 254ZM34 251H36V250L34 249ZM64 251H65V250H64ZM124 251H125V249H124ZM204 251L206 252V251H209V250H204ZM235 251H236V249H235ZM240 251H241V250H240ZM245 251H247V249H246ZM245 251H244V252H245ZM21 252H22V251H21ZM60 252H61V251H60ZM192 252H193V251H192ZM202 252H203V251H202ZM216 252H217L216 254L219 253L218 251H216ZM249 252H251V251L249 250ZM2 253H3V252H2ZM2 253H0L1 256H2ZM8 253H10V251H9ZM30 253H31V252H30ZM198 253H199V252H198ZM207 253H208V252H207ZM207 253H205V254L208 255L209 253H208V254H207ZM6 254H5V255H6ZM10 254H12V253H10ZM10 254H7L6 256H8V255H10ZM26 254H28V253H26ZM238 254H239V253H238ZM249 254H250V253H249ZM31 255H32V253H31ZM199 255H201V253H200ZM210 255H211L210 257H212V254H210ZM226 255H227V254H226ZM231 255L233 256V254H231ZM247 255H248V254H247ZM251 255H252V253H251ZM10 256H11V255H10ZM217 256H218V255H217ZM244 256H245V253H244L243 257H244ZM21 257H23V256H21ZM32 257H33V256H32ZM35 257H36V256H35ZM53 257H54V256H53ZM200 257H201V256H199V258H200ZM202 257H203V256H202ZM202 257H201V258H202ZM204 257H205V256H204ZM206 257L208 258V256H206ZM215 257H216V255H215ZM215 257H214V258H215ZM234 257H235V256H234ZM236 257H237V256H236ZM238 257H239V256H238ZM247 257H248V256H247ZM252 257H253V256H252ZM255 257H256V256H255ZM0 258H1V257H0ZM3 258H4V257H3ZM19 258H20V257H19ZM47 258H48V257H47ZM70 258H71V257H70ZM197 258H198V257H197ZM207 258H206V260H208ZM214 258H213V259H214ZM232 258H233V257H232ZM241 258H242V255H241ZM10 259H11V258H10ZM21 259H22V258H21ZM45 259H46V258H45ZM49 259H51V258H49ZM203 259H205V258H203ZM215 259H217V258H215ZM223 259H224V258H223ZM47 260H48V259H47ZM47 260H46V261H47ZM51 260H52V259H51ZM210 260H212V258H211ZM22 261H23V259H22ZM214 261H215V260H214ZM225 261H227V260H225ZM3 262H4V261H3ZM206 262H207V261H206ZM215 262H218V260H216ZM227 262H228V261H227ZM247 262H248V261H247ZM18 263H19V262H18ZM42 263H43V262H42ZM45 263H46V262H44V264H45ZM208 263H210V262H208ZM228 263H230V262H228ZM241 263H242V262H241ZM251 263H252V262H251ZM21 264H22V263H21ZM245 264H246V263H245ZM257 264H259V263H257Z\"/></svg>",
  "mask_w": 264,
  "mask_h": 264
}]
</instances>
